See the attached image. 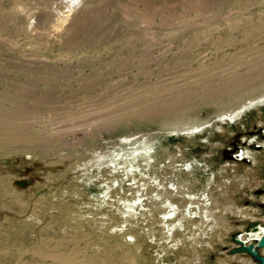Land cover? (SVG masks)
Wrapping results in <instances>:
<instances>
[{"label":"rangeland","instance_id":"obj_1","mask_svg":"<svg viewBox=\"0 0 264 264\" xmlns=\"http://www.w3.org/2000/svg\"><path fill=\"white\" fill-rule=\"evenodd\" d=\"M67 5L66 0H0V264H70L41 254V242L72 261L85 256L95 264H135L131 259L138 257L137 264H155L156 245L139 255L132 246L108 245L113 237L107 244H84L81 233L62 239L70 236L63 227L72 218L86 216L84 224L98 227L124 224L116 212L98 213L95 201L85 206L71 188L77 185L92 196L109 184L116 190L117 180L122 189L113 191L111 205L102 211L126 209L122 202L139 197L145 179L152 184L156 175L164 184L194 160L209 168L194 171L201 182L192 194L213 176L214 196L227 183L234 193L232 202L220 195L218 207L236 203L248 209L246 216L233 218L232 229L225 226L226 244L217 239L207 261L228 251L233 255L234 235L253 223L250 218H264V148L256 146L264 140L259 130L264 105L234 121L221 118L264 93V0ZM195 124L206 127L193 137L181 133ZM126 136L135 144L154 138L152 149L165 152L167 167H145L134 179L122 172L114 179L94 166L86 171L84 162L112 154ZM251 144L259 150L257 163L242 154L240 160L233 157ZM249 166L253 174L242 188L235 173ZM190 175L184 171V177ZM25 178L32 180L28 188L15 183ZM187 237L179 231L173 238ZM192 253L184 249L168 264H186L178 257Z\"/></svg>","mask_w":264,"mask_h":264},{"label":"bare ground","instance_id":"obj_2","mask_svg":"<svg viewBox=\"0 0 264 264\" xmlns=\"http://www.w3.org/2000/svg\"><path fill=\"white\" fill-rule=\"evenodd\" d=\"M77 1L78 0H66L68 8H72ZM261 105H264V93L252 97L239 107L226 112L225 116L221 119L234 121L243 114L245 110L254 107L258 108ZM205 127L206 126H201V124H195L187 127L186 130L188 131H181V133H187L188 136L193 137L199 134ZM259 130L261 131V137L264 139V127ZM171 133H173V131H171ZM153 140L154 138H151L139 144H135L136 141L126 136L121 139L116 148H114L112 154L104 152L98 153L92 156L93 161L84 162L83 167H85L87 171L88 167L94 166L95 172H99V174H111L114 179L118 172H122L127 177H132V179H134L136 175L142 173L141 169L145 167L150 168L153 165H156L157 170L162 171L167 167L165 161L162 162V153L165 154V152L162 151L161 153V151L158 150L155 152V150L152 149L155 144ZM258 144L259 145H256L257 147L264 148V140L263 144L259 142ZM258 151L259 150L255 149V146L251 144L250 147H246L245 149L241 148L239 158L242 159V154L245 160L247 158H252L253 164L257 163L256 152ZM140 161H145V163L140 164ZM248 161H250V159ZM171 166H173L172 163ZM199 168L208 169L209 167H205L202 163L196 164L194 160L187 163L185 168L178 170L179 176L176 179L169 178L164 184L161 183L158 178L159 176L156 175L154 178L157 181H154L152 184H149L145 179L147 186L143 188L144 190L140 193L139 197H136V199L131 202L127 201V198H125L121 205L123 208L126 207V209H121L120 205H117L115 211H113V208H107L102 211V208L111 205L109 198L112 196L113 191H117L119 188L122 189L121 183H118L117 180H114L117 183L115 186L116 190H114L112 184H109L106 186V191L101 194L92 193V196H85L83 188L74 185L71 191L75 193L77 197L83 199L85 206L93 207V201H95L97 202L96 207L98 209L100 208L98 213L106 216L116 212L118 215L116 219H120L124 224H118L114 228L107 226L98 227L97 225H92V223L84 224L85 222L82 220H84L86 216L80 219L72 218L69 225L66 227L62 226L67 232L66 235L70 236L62 237V239L68 241L73 235L81 233L82 243L84 244H88V241H93L96 244H100L101 242L107 244V239L113 237L115 241L108 242V245H112L115 248L127 246L129 249H131L132 246L139 255L143 254L151 245H156L160 250L155 254V264H160L161 261H166L167 264L170 263L171 255L177 257L178 252L184 249L193 252V255L190 257L188 255L178 257L184 260L186 264H231L229 260L232 259H238L239 262L244 264L248 262L259 264V261L252 254L245 251H236L233 255L228 251L229 253H225V257L215 259L211 263L207 261V253L216 250L217 239L223 244H226L229 229L225 226L232 229L233 225L231 222H233V218L241 215L246 216L248 209H243V211L236 203H229L223 208L218 207L217 205L221 202L219 198L220 195H223V198L227 201L232 202L231 198L234 193L231 191V183H227L225 188L220 189V194L214 196L213 190L210 191L213 176L203 184L200 193L192 194L191 189L201 182L198 175L194 172ZM81 170H83V168ZM184 171L191 172L190 177H184ZM154 173L156 174L157 172L155 171ZM252 174L253 168L251 166L235 173V176L239 178L238 183L242 185V188L249 181ZM90 177L91 176H89V178ZM31 184L32 180H29L24 186L17 185L22 188H28ZM150 189L153 190L148 193ZM200 195H203V198L200 197ZM252 210L259 212V209ZM250 219L256 224V227L251 228L249 226L252 222L250 224L248 223L235 234L236 238L245 245L253 244L254 250L259 255H263L264 246H260L258 241L264 234V218L258 217ZM145 223L147 225H145ZM100 224L102 225V222ZM85 225H87L88 228ZM179 231L186 233L188 237L184 240L174 239V235ZM126 236L127 238H125ZM122 237L124 242L117 239ZM165 238L169 241L173 240V243L169 245V242H166V240L164 241ZM234 241L236 240L234 239ZM238 246H240V243L233 242V248ZM40 248L41 254L55 256L56 259L70 262V264H95V262H93L95 261L93 257L87 258L82 256L78 260L72 261L70 256L64 257L62 251L51 250L44 242L40 243ZM107 256L112 255L108 254ZM138 259V257H134L131 261L137 264Z\"/></svg>","mask_w":264,"mask_h":264},{"label":"water","instance_id":"obj_3","mask_svg":"<svg viewBox=\"0 0 264 264\" xmlns=\"http://www.w3.org/2000/svg\"><path fill=\"white\" fill-rule=\"evenodd\" d=\"M253 132H255V131H252V130L248 131L249 134H251ZM27 182L28 181L26 179H17L15 183L20 185V186H24ZM249 227L255 228L256 224L255 223H251V225ZM234 239L238 243H240V246L233 248L232 251H245V252H248V253L252 254L259 261V264H264V254L263 255H259L254 250V245L253 244L245 245V244L241 243V241L238 240L235 236H234ZM258 244L260 246H264V234L261 237V239L258 241Z\"/></svg>","mask_w":264,"mask_h":264},{"label":"built area","instance_id":"obj_4","mask_svg":"<svg viewBox=\"0 0 264 264\" xmlns=\"http://www.w3.org/2000/svg\"><path fill=\"white\" fill-rule=\"evenodd\" d=\"M233 157H234V158H237V159H240V158H239V157H240V153H239V152L234 153V154H233Z\"/></svg>","mask_w":264,"mask_h":264}]
</instances>
